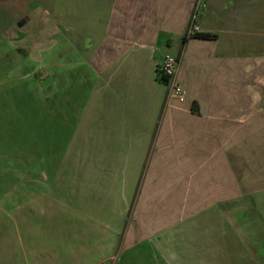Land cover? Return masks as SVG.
<instances>
[{"label": "crops", "instance_id": "0c3cea01", "mask_svg": "<svg viewBox=\"0 0 264 264\" xmlns=\"http://www.w3.org/2000/svg\"><path fill=\"white\" fill-rule=\"evenodd\" d=\"M2 7L0 264H264V0Z\"/></svg>", "mask_w": 264, "mask_h": 264}, {"label": "built area", "instance_id": "2783aa9c", "mask_svg": "<svg viewBox=\"0 0 264 264\" xmlns=\"http://www.w3.org/2000/svg\"><path fill=\"white\" fill-rule=\"evenodd\" d=\"M198 33V27L196 25H191L188 35H193ZM178 69V61L170 56H165L162 63L158 66L157 74L158 77L167 78L168 86L171 91L176 93L179 102H183L185 99V92L179 89L176 85V73Z\"/></svg>", "mask_w": 264, "mask_h": 264}, {"label": "rangeland", "instance_id": "374dc122", "mask_svg": "<svg viewBox=\"0 0 264 264\" xmlns=\"http://www.w3.org/2000/svg\"><path fill=\"white\" fill-rule=\"evenodd\" d=\"M12 19H14V16L10 11H7L6 8H0V30L4 31L6 33L8 26L13 24ZM7 34V33H6Z\"/></svg>", "mask_w": 264, "mask_h": 264}, {"label": "trees", "instance_id": "16d2710c", "mask_svg": "<svg viewBox=\"0 0 264 264\" xmlns=\"http://www.w3.org/2000/svg\"><path fill=\"white\" fill-rule=\"evenodd\" d=\"M194 37L197 38H202V39H214L216 36L212 35V34H195ZM187 41V38H185L183 40V44H185V42ZM163 83L168 85V80L167 78H163V77H158Z\"/></svg>", "mask_w": 264, "mask_h": 264}]
</instances>
